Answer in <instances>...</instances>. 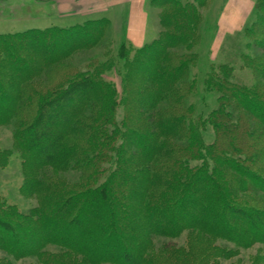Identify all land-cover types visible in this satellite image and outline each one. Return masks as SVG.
Returning <instances> with one entry per match:
<instances>
[{
    "label": "trees",
    "instance_id": "16d2710c",
    "mask_svg": "<svg viewBox=\"0 0 264 264\" xmlns=\"http://www.w3.org/2000/svg\"><path fill=\"white\" fill-rule=\"evenodd\" d=\"M210 1L150 0L161 30L141 48L114 50L106 18L0 34V126L14 129L0 169L18 152L37 202L25 212L0 194V264H223L264 247V0L241 56L258 82L212 66L218 107L203 119L192 98Z\"/></svg>",
    "mask_w": 264,
    "mask_h": 264
},
{
    "label": "rangeland",
    "instance_id": "374dc122",
    "mask_svg": "<svg viewBox=\"0 0 264 264\" xmlns=\"http://www.w3.org/2000/svg\"><path fill=\"white\" fill-rule=\"evenodd\" d=\"M48 0L43 1V3ZM7 3V4H6ZM8 5V9L10 13L5 14L4 23L0 22V34L8 33V32H21L31 28H47L55 25V21L53 20L56 16L53 9L49 4L42 5L41 0H0V11L2 12V6ZM17 5L20 6V15L16 17ZM155 10V11H154ZM151 8V21L152 25L158 30H161V25L159 22V18L157 16L158 10ZM213 12V13H212ZM156 14V15H155ZM212 16L214 15V11H211ZM3 16V17H4ZM1 17V19L3 18ZM254 17V16H253ZM0 19V20H1ZM18 19V20H16ZM252 22V20H251ZM250 22V23H251ZM250 25V24H249ZM202 40L206 33V25L202 26ZM112 39L114 41V50H118L121 43L124 41H117L116 38L112 34ZM201 40V42H202ZM253 42L248 39L244 31L236 34L235 36H230L226 39L223 49L221 51V56L216 59V61L211 62L208 58L209 52L208 47L209 44L205 41V46L203 45L199 51L201 52L200 60L198 62V66L195 68V73L197 74V88L194 97L192 98V102L195 105L197 113L202 116L203 119H206L211 111L218 107V97L219 93L216 91H208L206 89L205 80L208 72L210 71L212 66H218L221 64H232L235 67L236 72V81L241 84L253 85L257 83L256 74L252 69L245 68L242 69V54L243 53H251L253 48L251 49ZM257 52H264L260 48H255ZM133 49H126V52L132 56ZM103 52V48H99L93 52L88 53V56H95L96 53L101 54ZM260 52V53H261ZM86 54H83L79 57H87ZM264 63V57L262 58ZM124 68V61L121 59L115 60V67L113 70L108 73V77L112 79L117 85L118 91L122 93L123 81L121 77V73ZM205 69V70H204ZM208 71V72H207ZM260 84L264 86V81H260ZM123 108L121 107L118 111L119 116L122 115ZM120 118V117H119ZM203 137L206 144H212L215 140V132L211 125H206L203 131ZM14 146V129L12 125L10 126H0V150H12ZM21 157L18 152H14L13 157L11 158V163L8 167L4 169H0V194L5 196L11 203L18 204L21 210L28 212L31 208L36 206L37 202L35 199L26 198L21 193V187L24 182V176L21 167ZM65 176L71 180L77 179V176L73 172L66 173ZM180 245L186 244L187 235H183L180 239H178ZM264 255V247L255 246L250 250L242 251L238 256L229 261H224L223 264H252L256 255ZM2 253H0V257H2ZM35 264L36 259H25L19 261L18 264Z\"/></svg>",
    "mask_w": 264,
    "mask_h": 264
},
{
    "label": "crops",
    "instance_id": "0c3cea01",
    "mask_svg": "<svg viewBox=\"0 0 264 264\" xmlns=\"http://www.w3.org/2000/svg\"><path fill=\"white\" fill-rule=\"evenodd\" d=\"M43 1L45 0H41L42 5L49 4L56 15L53 19L55 26L68 27L89 20L106 18L111 21L112 34L116 40L126 41L133 48L143 47L158 34L151 21L150 0H48L45 3ZM7 6H2L0 19L10 13ZM255 9L256 0L210 1L204 9L206 33L200 49L205 46V41L209 44L208 58L211 62L221 56L227 38L244 31L250 24ZM16 10L14 19L20 15L19 5ZM7 16H4L0 22L4 23ZM198 52L201 55L199 49Z\"/></svg>",
    "mask_w": 264,
    "mask_h": 264
}]
</instances>
